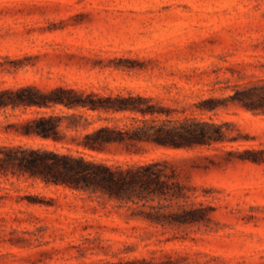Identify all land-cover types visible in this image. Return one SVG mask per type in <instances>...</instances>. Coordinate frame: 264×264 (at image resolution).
Instances as JSON below:
<instances>
[{
	"label": "rangeland",
	"instance_id": "1",
	"mask_svg": "<svg viewBox=\"0 0 264 264\" xmlns=\"http://www.w3.org/2000/svg\"><path fill=\"white\" fill-rule=\"evenodd\" d=\"M25 84L140 93L174 116L226 122L229 139L85 149L114 164L164 161L206 208L194 224H153L98 194L0 176V264H264V113L233 101L264 84V0H0V88ZM12 113L0 114V145L76 147L7 129Z\"/></svg>",
	"mask_w": 264,
	"mask_h": 264
},
{
	"label": "trees",
	"instance_id": "2",
	"mask_svg": "<svg viewBox=\"0 0 264 264\" xmlns=\"http://www.w3.org/2000/svg\"><path fill=\"white\" fill-rule=\"evenodd\" d=\"M233 101L264 113V84L244 86L236 91ZM9 110L19 119L7 129L76 147L67 146L63 151L27 143L1 144L0 176L24 177L98 194L136 208L134 217L153 224H194L203 219L206 208L190 201L187 186L164 161L114 164L88 157L85 149L103 151L111 145L129 148L141 142L176 148L212 145L229 139L226 122L174 116L170 108L140 93L105 95L63 85L49 89L33 84L0 88V114L8 116ZM71 264L163 263L142 257Z\"/></svg>",
	"mask_w": 264,
	"mask_h": 264
}]
</instances>
